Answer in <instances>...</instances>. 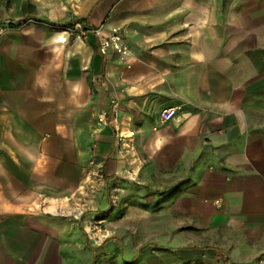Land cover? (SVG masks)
Returning <instances> with one entry per match:
<instances>
[{"label":"crops","instance_id":"crops-1","mask_svg":"<svg viewBox=\"0 0 264 264\" xmlns=\"http://www.w3.org/2000/svg\"><path fill=\"white\" fill-rule=\"evenodd\" d=\"M79 1L0 0V264H264V0ZM111 191L157 248L90 254Z\"/></svg>","mask_w":264,"mask_h":264},{"label":"rangeland","instance_id":"rangeland-1","mask_svg":"<svg viewBox=\"0 0 264 264\" xmlns=\"http://www.w3.org/2000/svg\"><path fill=\"white\" fill-rule=\"evenodd\" d=\"M66 1L67 0H40V2L43 4L42 12H52L57 16L56 18L58 19V17H60V15L62 14V3H65ZM79 2V0H74V7L77 8ZM34 23H36L35 20H28L26 25ZM6 24L10 25L8 23ZM128 24L129 23L110 28H106L105 25H101L96 28L103 29L105 34L113 33L116 35L115 40L117 38L118 40L115 42L119 43L122 52H117L114 46L111 47L109 50H113L116 54H118L123 62H125L130 55V37L129 33L126 31L129 27ZM138 196L142 197V195ZM73 202L74 207L76 206L78 209V212L75 214H77L80 218V226L84 229L85 235L90 237V254L97 252L98 249H101V247L105 245L104 243L106 241L114 240H116L117 242H121L120 250H122V252L125 251V249L129 250L131 247L134 248L135 251H139L142 248L147 249L148 247L157 248V245L155 244V240H153L152 235L155 234V231L158 228H153L151 226L147 227L145 225V222L142 221V219L145 218V213H139V215L136 217L137 219H139L138 223H136L137 227H131L129 225V220L123 219V217H127V213L125 212H122L121 214L126 216L121 217L120 214L119 217L121 218H114L118 215H112L113 209H116V207H118L117 205H120L121 200L118 196H115L113 192L108 195L109 210L107 211V214L110 215L109 219H103V213H101L99 210H85V200L83 198L82 200H78L75 197ZM80 213H82V216H80ZM90 261L92 262V256H90Z\"/></svg>","mask_w":264,"mask_h":264},{"label":"built area","instance_id":"built-area-1","mask_svg":"<svg viewBox=\"0 0 264 264\" xmlns=\"http://www.w3.org/2000/svg\"><path fill=\"white\" fill-rule=\"evenodd\" d=\"M9 30H10L9 25H0V38L7 35ZM94 32L95 35H97L101 40L100 48L103 54H107L109 49L113 46L117 52L119 53L122 52L119 43L115 42L118 40V38L115 40V36H116L115 34L113 33L105 34L103 29H96ZM177 116H178V108L176 107L165 109L161 114V118L163 122H171Z\"/></svg>","mask_w":264,"mask_h":264},{"label":"trees","instance_id":"trees-1","mask_svg":"<svg viewBox=\"0 0 264 264\" xmlns=\"http://www.w3.org/2000/svg\"><path fill=\"white\" fill-rule=\"evenodd\" d=\"M11 25H15V24H14V23H11ZM72 26H75V25H72ZM72 26H71V27H72ZM68 28H69V27H68Z\"/></svg>","mask_w":264,"mask_h":264}]
</instances>
